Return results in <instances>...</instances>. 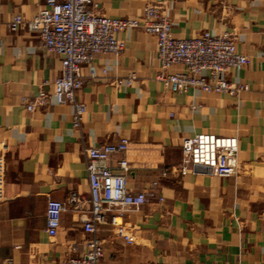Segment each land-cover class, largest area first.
Segmentation results:
<instances>
[{
  "label": "crops",
  "instance_id": "1",
  "mask_svg": "<svg viewBox=\"0 0 264 264\" xmlns=\"http://www.w3.org/2000/svg\"><path fill=\"white\" fill-rule=\"evenodd\" d=\"M95 1L111 18L140 21L146 5L163 4L177 39L236 32L237 50L249 64L231 81L246 90L172 92L158 78L156 39L127 29L119 34L125 44L119 58L97 56L94 79L85 68L79 99L87 115L76 130L73 107L52 95L60 58L36 35L8 29L16 15L33 18L45 0H0V264H67L73 246L83 252L91 208L84 150L123 138L131 143V190L147 191L162 172L170 173L160 183L164 203L125 216L132 244L110 225L99 228L103 264H264V0ZM131 74L130 86L116 85ZM41 89L48 103L29 112L25 100L33 102ZM199 134L238 137L236 176L180 175L182 141ZM74 194L79 208L68 204ZM50 198L67 204L54 236L47 231Z\"/></svg>",
  "mask_w": 264,
  "mask_h": 264
},
{
  "label": "built area",
  "instance_id": "2",
  "mask_svg": "<svg viewBox=\"0 0 264 264\" xmlns=\"http://www.w3.org/2000/svg\"><path fill=\"white\" fill-rule=\"evenodd\" d=\"M11 32L26 30L36 35L48 54L61 60V73L54 83L53 97L61 106L74 109L72 124L81 130L87 115L86 104L79 99L83 88L85 68L96 78L92 66L97 56L111 55L119 58L125 44L119 34L127 29H137L156 39L157 59L162 73L158 78L172 92L185 93L199 89L204 93L237 95L246 86L231 81L232 74L249 64V58L237 50V34L225 31L220 35L204 32L193 39L173 36V23L163 4H148L142 21L137 18L114 19L102 13L95 0H45L33 18L16 15L8 24ZM183 68L182 72L175 71ZM174 70V71H173ZM106 71L103 74L106 75ZM131 74L116 85L130 86L135 80ZM49 94L41 89L33 102L25 100L29 112L48 103ZM130 140L123 138L117 144L86 148L87 173L90 182L91 206L84 220V232L89 236L82 253L77 246L71 248L72 257L67 264H103L104 246L98 238L101 226L110 225L127 244L132 240L125 233L123 220L129 212H138L154 201L164 203L160 183L169 175L162 172L147 191L136 192L128 186L131 165L127 158ZM184 162L178 168L181 176L190 171L205 170L209 174L230 178L239 170V139L214 134H199L182 141ZM120 156L119 158H116ZM79 197L73 195L68 204L79 208ZM67 204L50 198L47 207V231L54 236L61 228ZM5 264H15L8 259Z\"/></svg>",
  "mask_w": 264,
  "mask_h": 264
}]
</instances>
